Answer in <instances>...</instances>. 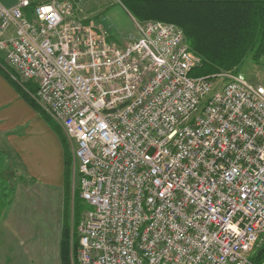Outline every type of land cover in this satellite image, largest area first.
<instances>
[{
	"label": "built area",
	"instance_id": "obj_1",
	"mask_svg": "<svg viewBox=\"0 0 264 264\" xmlns=\"http://www.w3.org/2000/svg\"><path fill=\"white\" fill-rule=\"evenodd\" d=\"M84 0L0 2V52L74 144L79 264H259L264 86L192 76L182 29L133 18L124 44ZM14 29L13 34L9 31ZM260 264H264V261Z\"/></svg>",
	"mask_w": 264,
	"mask_h": 264
},
{
	"label": "rangeland",
	"instance_id": "obj_2",
	"mask_svg": "<svg viewBox=\"0 0 264 264\" xmlns=\"http://www.w3.org/2000/svg\"><path fill=\"white\" fill-rule=\"evenodd\" d=\"M80 5L82 17L90 19L95 24L104 25L110 35L116 36L118 32H124L122 29L128 24L127 22L134 25L133 19L119 0H84L80 2ZM0 64L12 71V77L14 76L15 72L7 63L3 53H0ZM238 71L251 82L264 86V60L260 65H256L248 58L239 66ZM0 73L8 81L6 75ZM14 81L20 82L15 79ZM8 82L25 101L27 107L36 114H40L26 97H23L10 81ZM29 83L33 82L28 81L21 84L26 92L29 91L26 87ZM29 93L33 96L35 92ZM46 123L52 128L47 121ZM60 127L68 140L69 150L73 157L68 192L65 189V174L63 189L51 188L49 191L40 188L38 190L39 187L32 185L20 161L12 153L5 137L0 133V238L3 237L0 245H6L8 251V254L1 255L4 264H63L60 244L66 222L72 234L71 263L79 264L77 252L73 250L74 235L79 240L78 225L86 211V205L78 193L79 177L73 156L74 144L61 125ZM81 205L83 210L78 214L76 210H79ZM256 252L257 250L252 253V258Z\"/></svg>",
	"mask_w": 264,
	"mask_h": 264
},
{
	"label": "trees",
	"instance_id": "obj_3",
	"mask_svg": "<svg viewBox=\"0 0 264 264\" xmlns=\"http://www.w3.org/2000/svg\"><path fill=\"white\" fill-rule=\"evenodd\" d=\"M119 1L137 21L158 20L176 24L182 29L190 50L200 58L198 66L191 71L192 76H212L231 70L239 72V66L248 58L256 65L264 60V0ZM0 71L38 110L60 138L65 151V189L68 192L73 157L60 125L29 93H34L37 89L33 83L26 85L29 90L26 92L23 85L14 81L12 71L2 64ZM78 193L80 197V192ZM81 210L82 205L76 211L79 214ZM71 239V228L66 222L60 244L63 264H72ZM74 241L73 250L77 252L79 240L75 235ZM253 259L259 264L264 261V245L258 249Z\"/></svg>",
	"mask_w": 264,
	"mask_h": 264
},
{
	"label": "crops",
	"instance_id": "obj_4",
	"mask_svg": "<svg viewBox=\"0 0 264 264\" xmlns=\"http://www.w3.org/2000/svg\"><path fill=\"white\" fill-rule=\"evenodd\" d=\"M48 1L50 0H33L28 13H31L32 8L37 4ZM0 2L6 6H13L17 0H0ZM78 10L82 16L80 4ZM127 13L129 14L128 11ZM131 18L133 19L132 16ZM127 23L122 29L124 32L120 31L116 36L110 35L113 41L124 44L131 35L137 34L135 26ZM13 32L14 29L9 31L10 34ZM8 81L0 73V133L20 161L32 185L39 187L38 190L63 189L65 155L61 140L40 114L27 107ZM2 240L3 237L0 238V242ZM6 249V245H0V264H4L1 255L8 254Z\"/></svg>",
	"mask_w": 264,
	"mask_h": 264
}]
</instances>
